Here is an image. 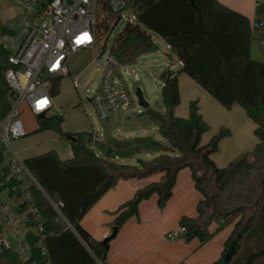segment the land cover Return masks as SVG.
<instances>
[{
  "label": "trees",
  "instance_id": "1",
  "mask_svg": "<svg viewBox=\"0 0 264 264\" xmlns=\"http://www.w3.org/2000/svg\"><path fill=\"white\" fill-rule=\"evenodd\" d=\"M138 3V23L125 26L110 47V53L120 64L127 65L143 54L157 52L159 48L149 34L151 31L162 37L171 47L172 55L183 63L178 70L168 68L159 75L164 82L161 91L164 111L150 107L144 112L163 140L146 136L101 142L92 132L66 133L73 151L71 159L63 161L55 151L26 159V166L45 192L55 202L64 203L63 213L76 233L54 222L55 210L44 194L32 187V196L45 219L46 254L41 249L35 250L30 260L24 262L15 253L0 250V264H107L110 242L106 246L103 241H96L83 228L81 222L85 216L119 180L163 174L160 182L137 191L113 213L112 225L119 233L130 219L139 216L140 204L153 195L158 196V207L164 209L173 197L177 174L184 168L191 169L195 187L204 196L197 207L198 215L183 216L180 220V227L187 229L184 236L187 241L198 238L200 245H205L225 226L233 224L221 258L211 264H246L251 254L264 247L263 200L248 223H245L248 212L244 209L224 217L214 210L208 214L205 209H211L213 201L206 191V177L195 164L185 160L189 153L200 156L222 183L238 161L264 155V63L252 58L254 36L250 20L218 0H138ZM111 20L106 18L98 25L101 40L110 31ZM106 44L103 49L107 48ZM9 68V53L0 48V121L10 110L12 91L5 79ZM182 74L194 80L225 109L239 105L246 111L256 125L258 141L252 151L227 167L220 168L215 163L212 156L219 152L220 141L231 133L222 129L202 144V137L210 127L196 100L190 103L188 117L176 116L181 103L179 76ZM59 84L60 81L54 84V96L59 93ZM63 122V117L58 115L38 118L35 132L53 129L63 134ZM3 151L0 143V192L18 185L14 179L8 180ZM157 153L161 154L148 162L137 158L138 165L117 162V159ZM214 222L217 227L210 231Z\"/></svg>",
  "mask_w": 264,
  "mask_h": 264
},
{
  "label": "built area",
  "instance_id": "2",
  "mask_svg": "<svg viewBox=\"0 0 264 264\" xmlns=\"http://www.w3.org/2000/svg\"><path fill=\"white\" fill-rule=\"evenodd\" d=\"M10 1L17 12L11 20L0 21V48L9 53L11 68L6 71L5 79L12 98L9 113L0 121V143L4 149V166L9 170L8 180L12 178L18 185L0 192V250L11 251L25 262L35 250L41 249L46 254L43 244L45 219L32 196V187L38 188L55 210L54 222L61 224L64 230L75 233L76 230L63 213L64 203L52 200L25 160L12 148L13 141L27 136L23 112L28 109L36 117L54 116L56 106L52 89L55 82L70 76L71 58L80 51L94 55L101 41L97 27L106 18H111V22L136 25L140 5L138 0ZM251 28L254 41L264 55V14L251 23ZM85 34L88 38L78 42ZM107 49H103L105 54ZM136 63L137 60L123 65L112 54L107 57L99 88L88 98L100 120L113 119L116 124L118 112L134 105V94L127 79L140 80L138 69L134 67ZM178 65L182 67L183 63L178 61ZM174 68V71L179 69L178 66ZM74 82H78L76 77ZM101 137H104L102 133L96 136L97 139ZM3 193L16 203L3 198ZM186 233L187 229L181 226L168 233L166 239L173 242L184 238Z\"/></svg>",
  "mask_w": 264,
  "mask_h": 264
},
{
  "label": "crops",
  "instance_id": "3",
  "mask_svg": "<svg viewBox=\"0 0 264 264\" xmlns=\"http://www.w3.org/2000/svg\"><path fill=\"white\" fill-rule=\"evenodd\" d=\"M218 1L245 15L251 23L264 14V0ZM174 59L175 65L174 62H170L173 68L178 61L176 56ZM192 81L193 80L187 75L185 76V74L179 76V87L182 98L186 100L199 98V102L202 105V107L200 105L199 108L203 118L209 122L206 116L212 118L214 115V120L218 123L217 125L219 127L228 128L231 133L229 138L236 143L230 148L231 150L227 154L221 156V161H219V156L222 155L223 151L219 150V152L212 156L215 159V163L218 166L220 165V168L225 167L231 158L239 157L244 154V152L247 153L246 150L248 149H254L258 141L256 136L255 139H252L253 133L255 135L256 125L247 116L246 111L242 107L235 105L230 110L225 109L209 94L201 92V88L199 89ZM183 88H189L188 95H186L187 97H183ZM25 112L36 117L28 109H25L23 114ZM175 113L177 117H187L188 115V111L185 108L177 110ZM122 123H125L124 120ZM37 128L38 125L35 130ZM154 136L156 137L155 139L159 140V135L155 134ZM104 137L99 138V141H103ZM210 137L211 134L203 135L202 144L208 142ZM248 140L250 141L249 144ZM50 151H55L63 161L73 157L72 148L66 155H60L54 149ZM15 153L18 156L20 155L18 151ZM43 154L34 153V155L26 156L22 160ZM186 156L185 160L195 165L203 163L201 157L198 155L189 153ZM124 161L125 160H122L123 163ZM246 165L252 168V172L248 178H246L247 176L243 177V173H238L236 171L233 174L231 173L230 177L235 180L238 189H241L244 185V181H246V188H242L246 191L240 192L242 194L244 193L243 196L245 199L253 201V199L261 194L262 190V182L264 180V155L247 158ZM186 171L188 170L182 169L177 174L175 183L176 185L179 181L177 196H175L176 194L173 188V197L164 209H160L157 205L158 196L156 201H143L140 204L139 216L130 219L121 228L117 236L110 241L107 264H211L221 258L225 243L230 237L233 229L229 235H225L222 240H214V237L205 245H200V242L197 240H176L171 242L166 239L168 233L180 228V220L183 216L196 217L198 215V204L204 199L203 194L195 187L192 172ZM162 176L163 174H155L149 177L119 180L116 187L106 193L90 210L82 220L81 225L96 241H104L111 236L113 232V213L124 203L131 200L137 191L146 188L151 183L160 182V177ZM206 191L211 197L218 192L217 183L214 178L207 181ZM176 197H179L181 201H179L177 206H174V203L178 200ZM199 197L201 198L198 200ZM174 198L176 200H174ZM173 200L174 202H172ZM194 203L196 204L195 215L192 212V205ZM218 207L222 209L225 208V206ZM205 210L208 214H211L213 206L211 209Z\"/></svg>",
  "mask_w": 264,
  "mask_h": 264
},
{
  "label": "rangeland",
  "instance_id": "4",
  "mask_svg": "<svg viewBox=\"0 0 264 264\" xmlns=\"http://www.w3.org/2000/svg\"><path fill=\"white\" fill-rule=\"evenodd\" d=\"M16 12V7L10 0H0L1 22L11 20L16 15ZM108 24L110 26V31L103 36L100 42H98L94 55L89 51H80L79 53L75 54L69 62L70 76L60 80L59 93L54 96L56 110L54 111L53 115L63 117V134H59L53 129H48L42 132H35L34 130L38 125V118L33 117L26 112L22 115V121L24 124V128L27 131V136L12 142V148L15 150V152H19V157L21 159L25 158L26 156L34 155V153L43 154L52 149L56 150L60 155H66V153L71 151L70 140L68 139L66 133L76 134L80 132H92L99 137L102 133L103 135H105V137L103 138V141L105 142L109 141V138L110 140H128L146 136L156 138L154 135L157 134V127L146 115H144L145 109L139 104L138 98L136 96V91L137 89L142 90L145 100L149 103L151 108L163 109L161 91L164 86V82L160 80L159 75L163 70H166L168 68H171V70L175 69L170 65V62H174L175 65V56L172 55L171 50L168 48L167 43L163 40L162 37L149 31V34L152 35L153 41L158 46L159 50L155 53L143 54L137 59L136 66L134 67L138 69V73L140 75V80L138 82L134 81L132 77H128L127 79L128 84L131 85V89L134 94V105L130 109L118 112V123L114 124L113 119L109 121H102L100 120L98 114L95 112V108L93 107V105L88 101V98L92 96L94 91L99 88V83L103 75V67L106 64L107 57L111 54L110 47L114 44V42L126 26L124 21L118 23L117 20L108 22ZM105 43H107L106 45L108 47V49L106 50V54L103 58H100L98 60L95 59L94 56L99 58L100 54L103 52ZM169 54L171 55L168 56ZM252 58L256 61L264 63V55L255 41L253 42L252 46ZM176 66L180 68L178 65V61L176 62ZM75 77L78 79L77 84H75L74 82ZM192 82L199 89L201 88L194 80ZM200 90L201 92H205V94H209L202 88ZM188 92L189 88H183V97H187L186 95H188ZM194 100L198 102L200 101L199 98L186 100L183 99L181 95V103L177 107L176 112L177 110H182L183 108H185L187 109L189 115V106L191 101ZM200 105L201 103L199 102V106ZM139 110L141 112H139ZM206 117L209 119V122L207 123L210 128L209 131L204 135L211 134L210 139L219 134L222 129H228L219 127L217 125L218 123L214 120V115L212 116V118H209L208 116ZM123 120L125 123H122ZM210 139L208 140V142L210 141ZM252 139H255L254 133ZM159 140L163 139L159 137ZM234 142L235 141H232L229 136L223 138L220 141L219 150L223 152L222 155L219 156V161H221V156L227 154L231 150L230 148H232V146L236 144ZM249 143L250 141L248 140V144ZM251 150L252 148L246 151L248 153ZM160 154L161 153L151 155L141 154L139 156L126 159L124 163L137 165V158H142L145 162H148L155 156H158ZM237 159L238 157L231 158L227 162V165L225 167L229 166L230 163L236 161ZM213 160L215 159L213 158ZM117 162L123 163L121 159H117ZM184 169L191 172L190 168ZM210 174L211 172L208 174V176H210ZM178 186L179 181L174 187V192L176 194L175 196H177ZM240 191H242V189H240L239 192ZM1 196L8 201L16 203V201L8 198L5 193L1 194ZM176 198L178 200L174 203V206H177L179 201H181L179 197ZM200 198L201 197H199L198 200ZM156 199L157 195H153L148 200H145V202H153L156 201ZM174 200L176 199L174 198ZM174 200L172 202H174ZM239 204V202L235 201L234 206ZM140 207L141 206H139V212ZM192 209V212L195 215V203L192 205ZM251 215V212L247 213V219L245 220V223H248ZM232 225L225 226L218 234H216L214 240H222L225 235H229V233L233 229ZM216 227L217 223L214 222L210 226V231H214ZM179 240L186 239L181 238ZM193 240L199 241L198 238H195Z\"/></svg>",
  "mask_w": 264,
  "mask_h": 264
},
{
  "label": "flooded vegetation",
  "instance_id": "5",
  "mask_svg": "<svg viewBox=\"0 0 264 264\" xmlns=\"http://www.w3.org/2000/svg\"><path fill=\"white\" fill-rule=\"evenodd\" d=\"M237 163H236V165H234L231 168V171H230L229 176H228V182H226V184L224 185L223 190L220 189L219 186H221L223 184V182L225 183V181H223L222 183H219L217 181L218 192L213 195V196H215V198L212 201H213V204L215 203V205H216V209L215 210L213 209V210L219 215H220V213H224V214L232 213L235 209L241 208V207H249V209H244V210L248 213L251 212L253 214V212L256 209V208L252 209V207H253L254 202L256 201L258 196L255 199H253V201H249V200L244 198V196H243L244 193L243 194L241 193L242 191L243 192L246 191V190L242 189V188H246V183H245L246 181H244V183H243L244 185L241 188L242 191L239 192L240 188L238 189L236 187L235 180H233L230 177L231 173L233 174L236 171L238 173H243L244 174L243 177L247 176L246 178H248L252 172V168H251V166L249 167V165H246V159H242L241 161H238ZM261 200L264 201V196ZM235 201L239 202L240 204L234 206ZM218 206H225V208L222 209V208H219ZM258 263L264 264V259L257 262V264Z\"/></svg>",
  "mask_w": 264,
  "mask_h": 264
},
{
  "label": "water",
  "instance_id": "6",
  "mask_svg": "<svg viewBox=\"0 0 264 264\" xmlns=\"http://www.w3.org/2000/svg\"><path fill=\"white\" fill-rule=\"evenodd\" d=\"M105 54V50H103V52L100 54L99 59L103 58V55ZM136 96L138 98L139 104L141 105V107H143L145 110L150 108L149 103L145 100V97L143 95V92L141 89H137L136 91ZM42 116H39L38 118H41ZM192 147V146H191ZM194 164V163H193ZM197 168L199 170L203 171V176L206 177V181H210L211 178H214L216 183H217V177L215 176V172H211L210 176H208V174L210 173L209 169L204 165V163L201 164H196ZM226 182H228V177L225 180V183L223 182V184L221 186H219L220 189L223 190L224 185L226 184ZM264 196V180L262 182V190H261V194L258 196V198L256 199V201L254 202V205L252 207V209L256 208L258 206V204L262 201L261 199ZM215 196L212 197V200H214ZM213 209H216V205L215 203L213 204ZM239 209H249V207H241V208H237L234 211H238ZM230 213L224 214V213H220L221 216H226L229 215ZM118 233V229L116 227L113 228V232L112 235L109 236L108 238H106L103 243L104 245H108V243L117 236ZM241 235H239L240 237ZM232 258V257H231ZM264 259V247L255 251L253 254H251V256L248 258V260L246 261V264H257V262L261 261Z\"/></svg>",
  "mask_w": 264,
  "mask_h": 264
},
{
  "label": "snow or ice",
  "instance_id": "7",
  "mask_svg": "<svg viewBox=\"0 0 264 264\" xmlns=\"http://www.w3.org/2000/svg\"><path fill=\"white\" fill-rule=\"evenodd\" d=\"M85 38H88V37H87V34H85V37H82L78 42H83V40H84Z\"/></svg>",
  "mask_w": 264,
  "mask_h": 264
}]
</instances>
